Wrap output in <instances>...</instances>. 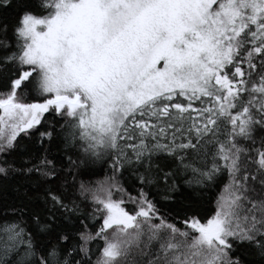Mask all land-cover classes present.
I'll use <instances>...</instances> for the list:
<instances>
[{
  "label": "snow or ice",
  "instance_id": "obj_1",
  "mask_svg": "<svg viewBox=\"0 0 264 264\" xmlns=\"http://www.w3.org/2000/svg\"><path fill=\"white\" fill-rule=\"evenodd\" d=\"M0 264H264V0H0Z\"/></svg>",
  "mask_w": 264,
  "mask_h": 264
}]
</instances>
